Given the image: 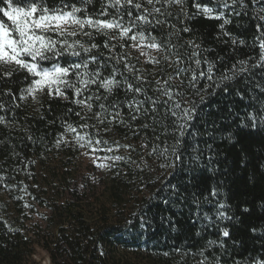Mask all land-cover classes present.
Segmentation results:
<instances>
[{
	"label": "trees",
	"instance_id": "1",
	"mask_svg": "<svg viewBox=\"0 0 264 264\" xmlns=\"http://www.w3.org/2000/svg\"><path fill=\"white\" fill-rule=\"evenodd\" d=\"M14 2L23 5L28 0ZM196 2L212 7L214 14L224 11L230 23L222 31L219 27L222 19L207 18L197 12L194 0H185L183 11L179 5L157 4L163 15L158 14L155 19L166 23L145 26L146 31L158 42L173 45L167 54L172 60L173 53L182 57L186 67H194L188 59L193 49L187 41L199 45L200 59L213 64L214 82H219L220 75L240 60L251 58L249 65L254 64L259 48L253 44L258 35L257 24H264L259 20L264 16V0H243V4L237 0L235 5L228 0L230 6L226 9L217 0ZM48 3L52 7L86 6L87 14L95 17L105 0H90L87 5L82 0H48ZM6 6L0 3V8ZM108 11L115 14L116 10ZM0 19L7 21L2 12ZM184 28L190 31L185 32ZM233 38L237 40L235 45ZM70 39L100 45L98 50L93 49L92 54L98 60L89 63V70L99 68L103 79L116 67L119 69L116 79L122 83L111 93L99 87V83L88 86L80 97L93 96V108L88 111L73 102L76 97L72 89L65 90L67 99L49 96L45 91L38 94V101L30 96L20 100L21 90L27 89L32 78L23 69L4 77L3 73L14 66H0V103L6 106L0 115L7 121L0 123V264H38L34 259L38 249L46 253L50 264H200L201 261L257 264L264 261V69H252L226 82L227 93L223 91L224 82H219V87L205 89L200 94L203 100L196 91L204 88L208 80L201 78L197 89L185 83L179 90L182 97L178 98L191 101L197 111L191 126L181 136L175 131L176 118L166 113L163 105L155 113L149 111L135 121L130 119L132 110L125 106L133 97L145 99L144 94L127 92L125 79L140 86L135 76L146 77L142 85L146 95L155 97L159 95L154 91L156 80L175 75V65L169 67V62L162 58L166 53L156 51L155 56L161 62L152 64L142 61L130 46L123 50L119 47V43L130 45L131 41H113L117 43L115 51L127 52L128 62L140 69L130 73L123 63L116 64L108 58L109 52L103 47L105 36L93 32L91 37L81 35ZM240 40L245 43L239 44ZM88 55L65 54L57 61L40 63L45 66L53 62L80 63ZM201 70L206 71L207 65L202 63ZM69 78L75 82V76ZM8 91L16 96L15 100L5 94ZM96 96L100 99H95ZM100 104L106 106L107 112L114 111L113 104L119 105L125 123L110 124L107 119L99 123L96 113L102 111ZM144 107L150 109L151 105L146 103ZM78 112L80 116L76 115ZM66 124L93 137L99 130L100 137L109 142L108 147L117 141L133 147H120L108 153L125 159L115 161V167L105 168L93 183L80 187L67 174L83 148L76 144L74 133H67L61 139ZM82 124L90 127L81 129ZM58 139H61L59 146ZM177 139L181 142L177 143ZM153 147L157 149L155 153ZM173 148L179 159L172 155ZM164 149H168L167 159L161 155ZM170 161L174 166L160 167ZM37 208L48 210L43 223L26 224ZM224 229L229 231V236H223ZM165 252L169 255L165 256Z\"/></svg>",
	"mask_w": 264,
	"mask_h": 264
},
{
	"label": "snow or ice",
	"instance_id": "2",
	"mask_svg": "<svg viewBox=\"0 0 264 264\" xmlns=\"http://www.w3.org/2000/svg\"><path fill=\"white\" fill-rule=\"evenodd\" d=\"M89 2L90 0H82V3L85 5ZM0 3H6L7 5L5 8H0V12L7 18V21L0 19V66H14L12 70L4 72L3 76L11 77L13 71L23 69L32 78L27 89L21 90L20 100H26L30 96L34 101H38V94H43L45 91L49 96H62L67 99L65 90L72 89L73 95L76 97L73 102L91 111L93 108L91 103L93 96L80 98L82 93L88 89V86L99 83V87L108 93H111L114 88L119 87L122 81L116 79V74L119 72L118 68L113 67L112 74L103 79H101L99 68L95 71L89 70V63L97 62L98 60V56L92 54L93 49L98 50L101 47L100 45L96 43L83 44L79 39H70L81 35L91 37L93 32L106 37L103 47L109 52L108 58L115 60L116 64L123 63L124 69L130 73L139 72L140 69H135V66L128 62L129 54L127 52L122 51L117 53L115 51L117 43H112L113 41H131L130 45L119 43V47L123 50L130 46L133 49L139 50L140 55L145 56L146 61L152 64H159L161 61L152 55L150 51H146V49L166 53L162 58L169 62V67L175 65V75H169L163 80H156L157 87L154 91L159 93V95L155 97L146 95V90L142 86L146 82V77L141 75L135 76V79L141 82L140 86H134L125 79L123 83L126 85L127 92L145 95V99L133 97L125 106L132 110L133 114L130 116V119L135 121L141 115H146L149 111L155 113L158 106L163 105L166 113H170L172 117L176 118L174 123L178 127H176L175 131L181 136L191 126L190 121L195 118L194 113L197 111L196 105L191 103V101L178 98L182 97V92L179 90L183 88L185 83L192 89H197V84L201 78L208 80L209 83L204 88L197 89L196 91V94L203 100L204 96L200 94L205 92V89L219 87V82H224L223 91L227 93L229 86L226 82L235 80L243 73L251 72L252 69H264V24H257L256 26L258 35L255 37V43L253 44V47L259 48L256 62L249 65L251 58L249 60L238 61L230 69L226 70L225 73L220 75L219 82H214L213 64L200 59L198 51L200 46L193 41H187V44L193 49L188 59L191 64H194V67L183 66L185 62L182 57L174 53L175 59L172 60L171 56L167 53H170L174 46L158 42L151 32L146 31L145 26L166 23L164 20L155 19L156 15H163L161 7H156L157 4L163 3L166 6L179 5L183 11L185 0H105L104 5L95 17L87 14L86 6L78 7L75 4H61L60 6L52 7L49 6L48 0H28L23 5L15 3L14 0H0ZM217 3L224 9L230 6L228 0H217ZM236 3L237 0H232L233 5ZM240 3L243 4V0H240ZM145 4L151 6V8L146 7ZM193 6L197 12L204 14L207 18L222 19L223 23L219 25L222 31L225 25L230 23V20L225 18L224 11L214 14L215 10L212 7H208L207 5L202 6L196 0H194ZM109 8L115 9V14L109 13ZM80 13L85 14L79 15ZM184 14L188 15L186 11ZM168 15H171V13H168ZM125 16H127V20H125ZM259 20L264 21V16H260ZM172 27L174 28L175 25H172ZM85 29H89V31H85ZM183 31L188 32L190 29L184 28ZM113 32L116 35H112L111 33ZM224 35L230 36L231 34L224 32ZM232 43L235 45L237 40L233 38ZM244 43V40L239 41L241 45ZM81 52L88 53L89 55L86 60H81L80 63H66L62 65L59 62H53L50 66L40 63L41 61H57V58L65 54L80 57ZM202 63L207 65L206 71L201 70ZM189 73L190 75H187ZM120 74L122 75L123 73ZM70 76H75V82L69 78ZM25 92L27 96L24 95ZM5 94L12 95L13 100L16 99V96L10 91ZM238 94L243 95L242 93ZM95 99L99 100L100 97L96 96ZM146 103L151 105L150 109L144 107ZM184 104L188 106L183 107L182 105ZM5 107V104L0 103V110H4ZM99 107L102 110L96 113L99 123L103 124L105 119L110 124L113 122L125 123L119 111V105L113 104L112 108L114 111L112 112H107L104 104H100ZM76 115L80 116V113L78 112ZM251 120L252 126L255 127L256 117L254 115L251 116ZM6 122V117L0 115V123ZM79 127L87 129L90 126L82 124ZM144 127H147V125H144ZM106 131L108 129H105ZM67 133L75 134L74 139L76 144L80 148L89 150L88 154L93 157L92 162L99 168L115 167V161H122L125 158L120 155L107 154L96 156L97 152L111 153L114 149L118 150L120 147L125 149L133 147L130 144L121 145L118 141L114 142L111 147H108L109 142L100 137L99 130H97L96 136L93 137L88 132L81 134L71 124H66L65 133L61 134V139ZM61 139L56 141L58 146L61 143ZM180 142L177 139V143ZM101 145H105L106 147L101 148ZM142 146L146 147L147 145ZM156 150V147H153L152 152L155 153ZM167 152L168 149H164L161 152V155H164L166 159ZM172 155L175 159L180 158L175 148L172 149ZM109 161L113 163H107ZM172 166L174 165L171 161L160 165L162 168ZM213 195H215V191ZM20 199H23V197H20ZM25 207H30V205L25 204ZM220 215L223 217L224 213H220ZM222 234L224 237H227L229 236V231L224 229ZM164 255L168 256L169 253L165 252ZM200 264H204V261H201ZM257 264H264V261L257 262Z\"/></svg>",
	"mask_w": 264,
	"mask_h": 264
},
{
	"label": "rangeland",
	"instance_id": "3",
	"mask_svg": "<svg viewBox=\"0 0 264 264\" xmlns=\"http://www.w3.org/2000/svg\"><path fill=\"white\" fill-rule=\"evenodd\" d=\"M132 51L136 56H138L142 61H146V57L140 55L139 50L133 49ZM150 51L152 55L155 56L156 50H147ZM89 150L83 148L77 158L75 159V163L70 167L68 171V176L70 179L77 180L78 184L80 187H86L87 185L93 183V181L101 175V173L105 170V168H99L92 162L93 157L88 154ZM109 155L108 153L105 152H97L95 155L96 156H103V155ZM111 161L107 162L110 163ZM53 164L56 163V160H53ZM48 178L50 179L51 176ZM89 187V186H88ZM48 212L47 209L45 208H37L35 212H33L29 219L26 220V224H30L35 221L42 222L43 215H45ZM35 261L38 264H50L49 263V258L46 255V253L40 249L36 251V255L34 256ZM204 264H209V263H204Z\"/></svg>",
	"mask_w": 264,
	"mask_h": 264
}]
</instances>
